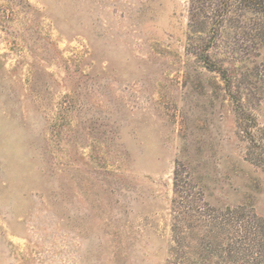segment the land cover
<instances>
[{"label":"rangeland","instance_id":"1","mask_svg":"<svg viewBox=\"0 0 264 264\" xmlns=\"http://www.w3.org/2000/svg\"><path fill=\"white\" fill-rule=\"evenodd\" d=\"M0 264H264V0H0Z\"/></svg>","mask_w":264,"mask_h":264}]
</instances>
